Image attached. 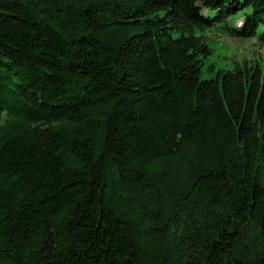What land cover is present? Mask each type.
Wrapping results in <instances>:
<instances>
[{"label":"trees","instance_id":"1","mask_svg":"<svg viewBox=\"0 0 264 264\" xmlns=\"http://www.w3.org/2000/svg\"><path fill=\"white\" fill-rule=\"evenodd\" d=\"M216 24L264 44V0H0V264H264V74L202 79Z\"/></svg>","mask_w":264,"mask_h":264},{"label":"rangeland","instance_id":"2","mask_svg":"<svg viewBox=\"0 0 264 264\" xmlns=\"http://www.w3.org/2000/svg\"><path fill=\"white\" fill-rule=\"evenodd\" d=\"M249 9L241 11L230 19L228 26H236L243 23L244 14ZM207 14V11L204 10ZM221 24L205 31H198V35L204 37L211 50V55L205 60L202 69V79L209 80L216 76L219 71H232L237 64L249 62L259 65L264 74V44L259 40L258 33L252 38L232 36L223 29ZM264 183V173H263Z\"/></svg>","mask_w":264,"mask_h":264}]
</instances>
